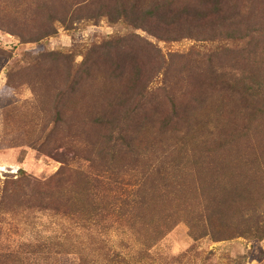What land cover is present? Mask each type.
Wrapping results in <instances>:
<instances>
[{
  "label": "rangeland",
  "instance_id": "374dc122",
  "mask_svg": "<svg viewBox=\"0 0 264 264\" xmlns=\"http://www.w3.org/2000/svg\"><path fill=\"white\" fill-rule=\"evenodd\" d=\"M251 4L263 14L264 0ZM150 7L153 17L138 25ZM193 14L190 0H0V178L21 168L52 176L62 162L49 151L91 156L94 172L124 177V169L154 167L159 155H192L193 141L220 134L252 138L264 158V59L237 52L248 40H225L217 15L204 23ZM244 88H259L260 105L254 111L247 99L249 111L239 114L235 92ZM124 136L133 142L128 152L112 146ZM177 140L188 148L172 146ZM250 193L262 208L260 189ZM98 197L112 194L101 187ZM5 220L11 243L50 237L55 250L73 252L57 262L73 264L77 252L105 264L113 250L129 252L116 227L88 234L41 210ZM150 251L156 263L144 264H264V237L197 238L182 220Z\"/></svg>",
  "mask_w": 264,
  "mask_h": 264
},
{
  "label": "trees",
  "instance_id": "16d2710c",
  "mask_svg": "<svg viewBox=\"0 0 264 264\" xmlns=\"http://www.w3.org/2000/svg\"><path fill=\"white\" fill-rule=\"evenodd\" d=\"M251 1L190 0V4L193 16L199 21H212L217 15L215 24L221 27L225 40L234 43L248 40L237 51L247 53L245 58L264 59V46L261 48L256 43L257 39L264 40V12L260 14L256 5H249ZM209 5L213 7L211 10ZM125 13L127 17L128 12ZM154 13L153 8H145L138 25H145ZM51 31H55L52 26L42 35H50ZM254 43L255 48L251 50L249 47ZM260 66L264 67L263 61ZM252 70L262 71L254 66ZM235 95L241 103L237 113L249 111L250 107L243 105L247 99L258 105L251 109L258 110L259 88H244ZM220 137L221 134L193 141L192 155L182 152L177 156L159 155L154 167L151 164L131 171L124 169V177L115 178L114 171L110 177L106 176V170L94 172L91 156L76 151L72 155L49 151L46 153L62 162L52 176L39 178L21 168L17 174L0 178V264H69L57 262L58 256L73 252L69 248L55 250L57 241L53 238L40 237L20 244L4 238L9 233L5 213L24 210L61 215L88 234L97 228H109V231L119 228L125 235L122 245L129 252L123 255L113 250L105 264L156 263L150 250L182 220L188 222L197 238L207 235L215 240L239 236L263 238L264 206H253L250 199L254 197L247 193L256 186L264 199V158L254 151L257 144L252 138ZM112 143L114 149H122L124 145L127 152L133 144L125 136ZM74 145L61 144L65 149ZM180 145L188 148L185 140L172 144ZM195 148L201 151H194ZM258 175L259 180H253ZM101 187L109 190L112 199L98 197ZM75 254L78 261L73 264H91L88 255Z\"/></svg>",
  "mask_w": 264,
  "mask_h": 264
}]
</instances>
